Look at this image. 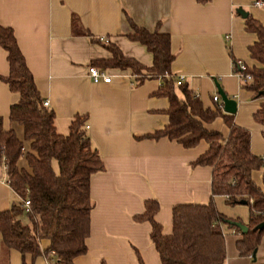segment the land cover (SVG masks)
Instances as JSON below:
<instances>
[{
	"label": "crops",
	"instance_id": "crops-1",
	"mask_svg": "<svg viewBox=\"0 0 264 264\" xmlns=\"http://www.w3.org/2000/svg\"><path fill=\"white\" fill-rule=\"evenodd\" d=\"M237 9L264 28V9L251 0H209L205 4L196 0H0V26L12 31L35 89L54 115L56 133L66 135L73 117H85V134L103 166L89 180L92 209L86 252L71 264H138L137 257L142 264H160L148 239L149 224L133 221L143 212V203L156 201L154 221L167 236L174 206L206 205L210 197L211 168L193 165L207 150L204 141L184 149L165 138L138 139L167 125L168 100L155 96L160 79H146L134 87L128 70L105 69L109 83H92L87 68L92 62L109 59L110 54L85 33L113 45L122 56L145 68L151 66L152 57L126 38L131 33L127 17L149 33L157 30L168 35L174 56L171 75L182 77L204 109L216 108L211 101L217 95L215 85L232 99L236 104L233 123L248 131L250 154L262 160L264 125L254 122L253 115L264 100L254 99L232 74V60L254 66L248 49L256 41L245 31ZM72 19L79 33L72 30ZM7 75L6 53L0 49V77ZM18 99L0 81L2 128L21 139L22 128L8 120L9 108ZM203 126L222 137L227 135L221 118ZM18 165L24 167V162ZM263 173L264 168L254 171L251 180L264 191ZM15 201L0 163V212ZM213 202L224 218L247 224V206L229 207L223 197H214ZM222 232L225 264L264 263V237L250 259L238 256V233L225 226ZM39 247L44 251L48 242L40 241ZM0 264L47 263L42 256L31 261L28 255L22 257L11 250L5 260L0 257Z\"/></svg>",
	"mask_w": 264,
	"mask_h": 264
},
{
	"label": "trees",
	"instance_id": "trees-1",
	"mask_svg": "<svg viewBox=\"0 0 264 264\" xmlns=\"http://www.w3.org/2000/svg\"><path fill=\"white\" fill-rule=\"evenodd\" d=\"M196 1L205 4L209 0ZM251 1L261 2L264 9V0ZM127 22L131 33L126 38L146 49L152 57L151 66L142 67L122 56L113 45L85 33L91 42L110 54L109 59L92 62L90 66L100 70H128L134 87L146 79H160L155 96L168 100L167 125L138 139L165 138L184 149L204 141L207 150L193 165L211 168L208 203L174 206L169 235H162L160 226L154 221L158 210L154 200L145 201L143 212L133 217V221L149 224L148 239L160 264H225L222 226L240 235L235 243L238 256L253 259L264 237V228H257L264 221V191L252 182L251 174L263 168V162L250 154L248 131L233 123V115L217 108L204 109L185 84L176 85L170 73L174 56L168 35L157 30L149 33L134 25L128 17ZM244 26L256 41L248 49L254 66L242 71L250 76V82L240 87L251 92L254 99L264 100V28L250 17L244 19ZM71 28L79 33L74 19ZM0 49L6 53L8 65V75L0 77V81L10 93L19 97L9 108L8 120L22 128V138L18 139L12 130H3L0 118V163L16 198L8 210L0 212V257L5 260L8 252L14 250L22 257L28 255L31 261L42 256L47 264H71L75 257L86 252L92 209L89 180L93 174L102 172L103 166L85 134V117H73L66 135L56 133L54 115L42 106L12 31L1 26ZM216 118H221L227 128L226 137L204 129L203 125ZM253 120L264 125V103L260 104ZM20 161L24 162V167L18 165ZM262 185L264 188V173ZM214 197H223L229 207L244 202L249 211L247 224L221 216L215 209ZM23 200L29 202L27 211L22 206ZM236 224L245 226L246 232L241 234ZM42 240L48 242L44 251L39 247ZM137 263L142 264L138 257Z\"/></svg>",
	"mask_w": 264,
	"mask_h": 264
},
{
	"label": "built area",
	"instance_id": "built-area-1",
	"mask_svg": "<svg viewBox=\"0 0 264 264\" xmlns=\"http://www.w3.org/2000/svg\"><path fill=\"white\" fill-rule=\"evenodd\" d=\"M255 7L263 8V4L261 2H255L253 3ZM101 41V39H99ZM232 74L237 78L239 85L250 82V76L244 75L242 71L245 70V65L241 62H236L235 64L232 63ZM235 67L237 70H235ZM87 77L92 83H109L110 78L105 75L104 71L99 70L95 67L89 66L87 68ZM182 77L178 76L175 77V83L176 85H180L182 83ZM211 101L215 104L216 108L222 111V103L220 102V99L217 95L212 96ZM43 107H47V102H42ZM262 162L264 163V158L262 159ZM22 206L25 211H27L29 202L28 200L22 201Z\"/></svg>",
	"mask_w": 264,
	"mask_h": 264
},
{
	"label": "water",
	"instance_id": "water-1",
	"mask_svg": "<svg viewBox=\"0 0 264 264\" xmlns=\"http://www.w3.org/2000/svg\"><path fill=\"white\" fill-rule=\"evenodd\" d=\"M236 14H238L242 19H245L247 17L246 13L242 12L240 9L236 10ZM217 89V95L220 99V102L222 103V112L227 115H233L235 112V102L232 99L226 98V96L221 92V90L218 88L217 85H215ZM264 168V163L262 165ZM244 202H241V205H244ZM235 227L239 230L241 234H244L246 232V227L243 225L236 224ZM258 229L264 228V221L257 227ZM255 254V252H254ZM253 254V258H254Z\"/></svg>",
	"mask_w": 264,
	"mask_h": 264
}]
</instances>
